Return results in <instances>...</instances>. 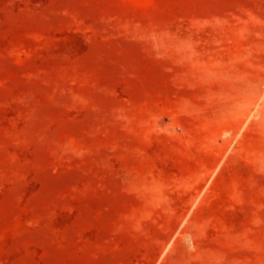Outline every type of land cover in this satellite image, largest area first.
Wrapping results in <instances>:
<instances>
[{"label": "rangeland", "instance_id": "1", "mask_svg": "<svg viewBox=\"0 0 264 264\" xmlns=\"http://www.w3.org/2000/svg\"><path fill=\"white\" fill-rule=\"evenodd\" d=\"M0 264H264V0H0Z\"/></svg>", "mask_w": 264, "mask_h": 264}]
</instances>
